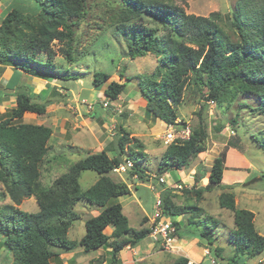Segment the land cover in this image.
<instances>
[{
    "label": "trees",
    "instance_id": "16d2710c",
    "mask_svg": "<svg viewBox=\"0 0 264 264\" xmlns=\"http://www.w3.org/2000/svg\"><path fill=\"white\" fill-rule=\"evenodd\" d=\"M11 1L20 4L8 7L0 21V66H11L46 81L68 79L71 75L67 71L55 70L57 56L52 44H62L58 53L67 64L75 63L82 54L74 45L76 32L88 15L86 0ZM114 3L117 6L114 29L124 39L126 56L134 60L150 55L157 60L153 74L137 84L146 101L147 115L168 126L184 127L185 123L177 122L175 108L188 87L205 91V101H212L223 110H229L236 102L238 109L248 108L264 116V0H236L225 19L217 12L206 17L187 14L164 0H114ZM222 19L226 28L221 25ZM109 78L107 74L96 72L92 86L102 89ZM73 79L80 78L74 75ZM16 83L6 88H16L14 106L0 121V197L6 195L11 202L0 207V237L2 246L11 254L10 264H51V260L58 257L56 250L76 248H81L84 254L106 250L107 264H119V253L126 247L137 246L149 236L150 230L129 227L117 200L131 192L124 181L112 178L111 171L128 159L133 164L129 176L146 182L147 172L139 168V163L147 156L143 145L130 137L120 124L114 144L115 157H110L104 149L86 154L46 186L41 181L40 169L50 150L52 129L13 122L21 120L25 114L44 115L50 101L46 99L47 94L35 95L31 89L16 86ZM125 87V83L112 81L103 95L114 102ZM239 99L243 103H239ZM245 100L256 106L249 107ZM231 123L237 125L236 118ZM261 133L264 130L258 132L259 141L264 143ZM207 138L202 122L191 127L187 140L174 141L165 148L158 172L186 167L191 159L205 152ZM224 163L223 155L213 159L208 184L192 188L196 199L214 187L224 188L221 186ZM83 171H93L98 176L85 191L79 185ZM193 181L197 184L195 178ZM168 190L160 194L161 210L172 219L176 236L179 238L181 230L176 219L188 214L186 224L192 226L191 236L204 241L207 250L212 249V240H216L214 231L220 223L211 217L201 220V211L196 206H176ZM30 198L35 199L37 211L20 210L22 201ZM78 203L95 207L99 213L85 220L84 235L75 241L69 240L67 233L73 222L80 219L74 211ZM218 204L233 214V227L228 235L233 254L224 258L219 254L222 249L214 248L211 250L214 256L225 264H245L239 259L240 255L261 254L264 237L255 229L254 214L237 209L232 192L221 193ZM142 222L145 224L147 219L143 218ZM108 227H112L109 234ZM185 262L183 259L182 263Z\"/></svg>",
    "mask_w": 264,
    "mask_h": 264
},
{
    "label": "rangeland",
    "instance_id": "374dc122",
    "mask_svg": "<svg viewBox=\"0 0 264 264\" xmlns=\"http://www.w3.org/2000/svg\"><path fill=\"white\" fill-rule=\"evenodd\" d=\"M164 1L182 8L187 14L206 17L212 12H217L225 19L229 16L236 0ZM16 4L20 3L11 0L0 1V21L6 9L18 6ZM86 7L88 15L76 32L74 45L82 54L77 57L75 63L67 64L59 56L61 43L52 44L57 56L54 60L55 70L59 73L67 71L71 76L64 80L61 78L51 80L58 86L52 87L47 94L46 99L50 101V104L44 115L25 114L21 120L13 122L40 124L52 129L50 150L40 169L42 183L46 186L50 185L64 174L71 164L82 159L86 154L99 153L104 149L110 157H115L117 127L121 124L130 137L139 140L146 150L147 156L139 163V168L165 180V184L159 185V189L154 186L156 189L151 190L148 186L149 177H146L148 182H143L137 178L133 179L128 173L119 177L111 174L112 178L131 185L130 196H134L136 200L131 209L133 213L129 214V209L124 208L129 227L135 230L142 228L138 223L143 216L142 211L149 219L153 217L156 211V196L160 192V197L161 192H164L163 188L169 185L171 188L168 193L176 206H196L201 211V220L211 217L220 224L214 231L216 240H212V249L208 248L210 256H204V251H207L205 242L200 241L197 236H191L192 226H187L188 214H186L177 218L181 228L179 252H165L148 236L137 245L138 248L137 246L126 247L121 251L118 255L119 264H183V259L186 260L184 264H187L191 257L199 261V264H212V260L215 264H225L211 251L214 248L222 249L219 254L224 258L233 254V245L228 236L233 227V214L219 207L218 197L221 193L232 192L236 208L249 210L254 214L255 229L264 237V149L260 147V145L264 146V143L259 141L261 136L258 134L259 131L264 130V116L253 113L248 108L238 109L236 102L229 110H223V107L220 108L214 102L205 101V91L200 92L187 87L182 101L175 108L178 114L177 122L185 123V126L190 128L200 122L205 125L208 135L205 152L191 159L184 168L171 167L167 168V171L158 172L161 156L167 147L163 143V137L170 126L146 114V101L137 85L141 79L153 74L157 67V60L150 55L134 60L126 56L124 39L114 29L117 20L114 11L117 6L114 0H86ZM223 19L221 25L226 28ZM224 31L226 32L227 29ZM96 72L110 76L100 90L92 86L93 74ZM74 75L80 79H73ZM112 81L126 85L124 92L114 102L108 101L103 95V90ZM24 83L35 84L33 87L36 86L37 93L39 90L46 91V84L43 82L32 83L31 80L27 82L24 80ZM14 100V98L12 101L8 99L9 102L6 103L0 99V106H6L0 108V121L8 116ZM241 102L242 100L239 99V103ZM105 103L107 107H104ZM244 103L251 108L256 106L252 101L245 100ZM235 118L237 125H232L231 120ZM261 134L264 135V133ZM220 155H223L225 160L221 182L224 188L214 187L212 191L196 199L193 186L197 189L208 184L207 177L211 163ZM194 178L197 184L193 181ZM97 179L95 172L83 171L79 178L81 190H87ZM135 183L139 186H133ZM176 183L181 184L180 190L173 188ZM152 184L158 185V183ZM129 199V196H125L119 200L123 204ZM10 203L6 195L0 197V207ZM19 209L28 213L36 212L35 199L23 200ZM74 211L80 219L73 222L67 238L78 241L84 235L85 220L95 216L96 212L99 213V209L92 208L86 203H78ZM111 231L112 227L106 230L108 234ZM195 240L197 245L194 243ZM80 249L56 250L58 257L51 260V264H107L109 262L106 250L100 249L84 254ZM125 251L130 252L132 256L130 253L125 254ZM239 259L245 264H259L264 260V250L255 256L240 255ZM11 261V254L2 246L0 237V264H10Z\"/></svg>",
    "mask_w": 264,
    "mask_h": 264
},
{
    "label": "built area",
    "instance_id": "2783aa9c",
    "mask_svg": "<svg viewBox=\"0 0 264 264\" xmlns=\"http://www.w3.org/2000/svg\"><path fill=\"white\" fill-rule=\"evenodd\" d=\"M210 103H213L212 101ZM104 107H107V104H104ZM190 134V127L189 126H182L174 128V126H170L168 130H166L165 135L163 137V143L165 146L170 145L174 141H185L188 139ZM133 168V164L130 160L125 159L123 162L115 166L111 174L115 177H119L120 175L127 174L129 171H131ZM134 178H137L136 176H133ZM147 177H149V188L151 190H155L154 187L155 184L152 183H158V185L165 184V180L162 177H158L156 175H153L151 173H147ZM148 182V180H147ZM173 188H176L177 190H180L181 184H174ZM159 193L156 196V202H155V214L150 220L149 230L150 234L149 237L152 241L159 244L161 248L165 252H171V253H177L179 252V238L176 236V228L173 225V221L170 217L163 214L161 210V199L159 197ZM204 256H210V252L204 251ZM212 264H215V261H211ZM187 264H192L191 261H189ZM195 264V263H194ZM259 264H264V260L260 261Z\"/></svg>",
    "mask_w": 264,
    "mask_h": 264
},
{
    "label": "crops",
    "instance_id": "0c3cea01",
    "mask_svg": "<svg viewBox=\"0 0 264 264\" xmlns=\"http://www.w3.org/2000/svg\"><path fill=\"white\" fill-rule=\"evenodd\" d=\"M24 80H26V82L27 81H30L31 80V82L32 83H38L39 81L40 82H43L44 84H46V91L44 90L43 92H41L40 90L38 91V93L37 92H35V88H36V86H34L33 87V85H35V84H30V85H26V83H24ZM15 82H17L16 83V86H21V87H25V89H31L32 90V93H34L35 95H40V96H45L46 94H48V92H49V90H50V88L51 87H54V86H58V85H56V83L54 82V81H46V80H44V79H40V78H37V77H33V76H30L29 74H27V73H24V72H22V71H20V70H17V69H14L13 67H11V66H0V99L1 100H4V102H6V103H8L9 101H8V99L10 100V101H12V99L14 98L15 99V95H14V93H15V89H13V90H7L6 88H8V87H13L14 86V84H15ZM45 86V85H44ZM100 90V89H99ZM18 91V90H17ZM41 92V93H40ZM5 103V104H6ZM53 104V103H52ZM13 106L14 105H12V107L11 108H13ZM2 107H6V106H0V108H2ZM10 108V109H11ZM36 125H40V124H36ZM52 135H53V132H52ZM52 135H51V137H52ZM48 145H49V143H48ZM144 152H146V150H144ZM148 173V172H147ZM133 179H134V177H133ZM191 180V179H190ZM222 180H223V178H222ZM146 182H147V180H146ZM127 185H128V187H129V189H131V185L130 184H128V183H126ZM177 184V183H176ZM139 186V184L138 183H135L133 186ZM141 185V184H140ZM155 187L157 188V189H159V185H155ZM163 188V187H162ZM171 187H170V185H169V187H165V188H163V190L165 191V190H168V189H170ZM131 191V190H130ZM132 192V191H131ZM129 200H127L126 202H123V204H122V202L119 200H117V202L118 203H120L121 204V206H122V213L125 215V213H124V208H128L129 210H128V213L129 214H132L133 213V211L131 210L132 209V205H133V203H134V201H136L135 200V197L134 196H130L129 195ZM98 214V212H96V214H95V216ZM142 217H140V221L138 222L139 223V226L141 225V227H144V228H149V225H150V220L151 219H149L146 215H145V213L142 211ZM126 216V215H125ZM127 218V217H126ZM143 218H146L147 219V222L145 223V224H142L143 222H142V220H143ZM179 219V218H178ZM178 219H176V221H178ZM194 243L197 245L198 243H197V241L195 240L194 241ZM154 247V246H153ZM137 248H138V246H137ZM81 250V249H80ZM135 250V249H134ZM197 250V249H196ZM196 250H195V253H196ZM129 254L130 252H128V251H125V254ZM195 253H194V255H195ZM197 254V253H196ZM130 255H131V253H130ZM132 256V255H131ZM201 257H202V255H201ZM188 261H191V262H194L195 264H199L198 262L199 261H197V260H195L194 258H190V259H188Z\"/></svg>",
    "mask_w": 264,
    "mask_h": 264
},
{
    "label": "clouds",
    "instance_id": "9594fccd",
    "mask_svg": "<svg viewBox=\"0 0 264 264\" xmlns=\"http://www.w3.org/2000/svg\"><path fill=\"white\" fill-rule=\"evenodd\" d=\"M177 128V127H176Z\"/></svg>",
    "mask_w": 264,
    "mask_h": 264
}]
</instances>
